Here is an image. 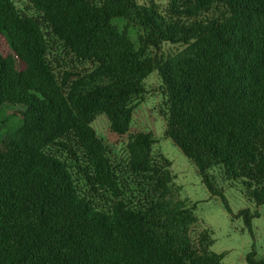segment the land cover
<instances>
[{"label":"trees","instance_id":"1","mask_svg":"<svg viewBox=\"0 0 264 264\" xmlns=\"http://www.w3.org/2000/svg\"><path fill=\"white\" fill-rule=\"evenodd\" d=\"M154 72L166 138L255 240L260 212L234 213L211 170L264 206V0H0V116L18 119L0 140V264L222 263L154 133L131 131ZM101 115L126 137L123 164ZM246 261L264 264L254 246Z\"/></svg>","mask_w":264,"mask_h":264},{"label":"rangeland","instance_id":"2","mask_svg":"<svg viewBox=\"0 0 264 264\" xmlns=\"http://www.w3.org/2000/svg\"><path fill=\"white\" fill-rule=\"evenodd\" d=\"M136 1L140 4L154 1L159 6H166L169 2V0ZM114 23L122 29L125 21L115 19ZM138 35L139 29L133 27L129 29V36L136 46H138ZM182 49L183 46L180 44L166 43L163 45L162 52L165 56H169ZM160 84L157 72L152 73L145 80L146 94L135 109L131 131H152L157 141L153 147L154 156L162 154L172 162L171 170L174 175L173 186L177 191L176 197L184 201L188 208L195 206L194 213L198 221L192 226L193 236L204 228L211 230L214 240L212 250L216 253H225L221 264H248L246 257L252 251L253 246L256 257L264 259V206L256 208L250 203L240 188L232 187L223 179L219 168L211 170L216 185L224 190V195L234 213L244 208L257 209L260 212V217L253 220L255 234L253 241L248 231L244 229L243 221L232 219L224 209L220 198L212 196L204 186L194 164L170 139L166 138L167 107L160 91ZM7 110L10 114L11 111H15V108L7 107ZM0 117L4 119L3 123H0L1 140L17 124L18 119L7 115ZM93 127L107 145L113 162L117 165L123 164L127 156L126 137L114 134L110 129L109 121L103 115L96 118Z\"/></svg>","mask_w":264,"mask_h":264}]
</instances>
